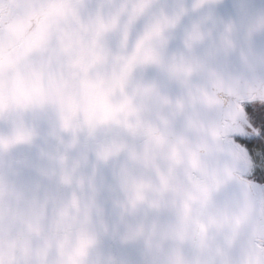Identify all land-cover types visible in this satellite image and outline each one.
<instances>
[{"label": "water", "instance_id": "1", "mask_svg": "<svg viewBox=\"0 0 264 264\" xmlns=\"http://www.w3.org/2000/svg\"><path fill=\"white\" fill-rule=\"evenodd\" d=\"M40 7L46 48L0 40V264H264V0Z\"/></svg>", "mask_w": 264, "mask_h": 264}, {"label": "clouds", "instance_id": "2", "mask_svg": "<svg viewBox=\"0 0 264 264\" xmlns=\"http://www.w3.org/2000/svg\"><path fill=\"white\" fill-rule=\"evenodd\" d=\"M56 0H0V40H14L33 49H44L50 35L44 27L41 4L54 5ZM230 100L225 98L226 110Z\"/></svg>", "mask_w": 264, "mask_h": 264}, {"label": "trees", "instance_id": "3", "mask_svg": "<svg viewBox=\"0 0 264 264\" xmlns=\"http://www.w3.org/2000/svg\"><path fill=\"white\" fill-rule=\"evenodd\" d=\"M245 113L253 127V133L238 136L235 141L242 144L252 160L249 178L259 185L264 183V103H247Z\"/></svg>", "mask_w": 264, "mask_h": 264}, {"label": "rangeland", "instance_id": "4", "mask_svg": "<svg viewBox=\"0 0 264 264\" xmlns=\"http://www.w3.org/2000/svg\"><path fill=\"white\" fill-rule=\"evenodd\" d=\"M250 102H252V101H248L247 100V102H245V103H242V108L244 109V111H245V108L247 107V103H250ZM253 125L251 124V122H250V120L248 119V117L246 118V120L244 121V123H243V125H242V127L239 129V132H238V135L237 136H241V135H245V134H248L249 135V133H253ZM238 143V142H237ZM239 144V143H238ZM242 145V144H241ZM243 146V145H242ZM245 148V147H244ZM245 151H246V148H245ZM246 154H247V156L249 157V155H248V153H247V151H246ZM252 158H251V156L249 157V162H250V167H251V169H252V160H251ZM251 171V170H250ZM249 175H250V173H249ZM261 187L264 189V183H262V185H261ZM263 192H264V190H263Z\"/></svg>", "mask_w": 264, "mask_h": 264}, {"label": "bare ground", "instance_id": "5", "mask_svg": "<svg viewBox=\"0 0 264 264\" xmlns=\"http://www.w3.org/2000/svg\"><path fill=\"white\" fill-rule=\"evenodd\" d=\"M258 188H259V192H260V194H261V198H263V201H262V203H263V206H264V192H263V188L261 187V185H258Z\"/></svg>", "mask_w": 264, "mask_h": 264}, {"label": "built area", "instance_id": "6", "mask_svg": "<svg viewBox=\"0 0 264 264\" xmlns=\"http://www.w3.org/2000/svg\"><path fill=\"white\" fill-rule=\"evenodd\" d=\"M261 246H262V247H264V245H263V244H262Z\"/></svg>", "mask_w": 264, "mask_h": 264}]
</instances>
